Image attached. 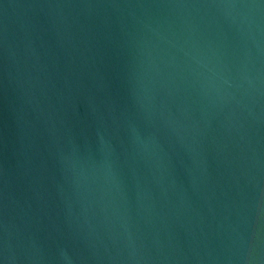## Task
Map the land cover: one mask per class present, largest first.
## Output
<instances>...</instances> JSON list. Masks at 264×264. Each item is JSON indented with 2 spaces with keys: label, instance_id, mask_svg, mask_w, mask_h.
I'll use <instances>...</instances> for the list:
<instances>
[{
  "label": "water",
  "instance_id": "water-1",
  "mask_svg": "<svg viewBox=\"0 0 264 264\" xmlns=\"http://www.w3.org/2000/svg\"><path fill=\"white\" fill-rule=\"evenodd\" d=\"M0 264H264V0H0Z\"/></svg>",
  "mask_w": 264,
  "mask_h": 264
}]
</instances>
